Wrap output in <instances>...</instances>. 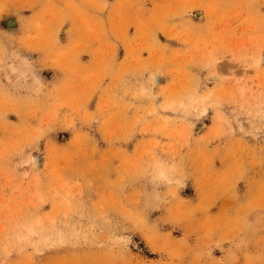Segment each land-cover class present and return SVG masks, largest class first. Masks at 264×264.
<instances>
[{"label": "rangeland", "instance_id": "rangeland-1", "mask_svg": "<svg viewBox=\"0 0 264 264\" xmlns=\"http://www.w3.org/2000/svg\"><path fill=\"white\" fill-rule=\"evenodd\" d=\"M45 3L46 37L0 38V264H264V0H120L118 72L106 2ZM8 42L73 78L43 86Z\"/></svg>", "mask_w": 264, "mask_h": 264}, {"label": "crops", "instance_id": "crops-1", "mask_svg": "<svg viewBox=\"0 0 264 264\" xmlns=\"http://www.w3.org/2000/svg\"><path fill=\"white\" fill-rule=\"evenodd\" d=\"M25 6H29V4H33V9L24 8L21 15L19 16H3L0 18V38L2 39L3 35L7 36H20L24 35L25 39H41L46 37L45 35L41 34L38 30L32 29V25L37 26L40 24V27L43 26V24L46 23V19L41 18V14L43 11L44 6H46V0H22ZM50 2H56V0H49ZM103 3L106 2L107 9L106 13L104 15V23L108 32V40L110 43L114 44V47H111L108 51L109 54V60H111L112 66L110 65V68H112L113 71H120V63L124 60L125 56L131 54L126 47H124V43L121 40L117 39L116 34L110 32L111 25H110V16H117L118 13L123 12L122 6H120V0H102ZM148 9L153 8V5H148ZM63 7V6H62ZM65 10L62 9V13ZM90 13V11H87ZM14 19L15 27L8 26V19ZM136 21V20H135ZM26 24L25 30L20 32L22 29V26ZM117 27H119L121 32L124 34V37L128 39H134L136 37V33L138 32V27L136 23L132 26H129L125 28V25H123L122 21L118 22ZM39 26V25H38ZM54 37H58L60 40V44L65 46L66 44L70 43V41L76 37V35H73L74 30L77 28V24L73 19H67V18H58V21L56 22V25L54 26ZM118 29V28H117ZM120 32V31H119ZM118 32V33H119ZM121 34V33H120ZM119 34V35H120ZM4 37V36H3ZM173 42V43H172ZM172 46H175L176 44L174 41H171ZM7 51L12 54V57L15 59L12 61V64L15 65L19 64V61L21 59H16L14 56V51H16V48L20 56L27 58L30 64L33 65L34 71H36V74L39 76V78L42 81L43 86L53 87L55 85L61 84L64 80L66 75H70L73 78V75L71 73H65L63 70L49 67L46 64L43 63V59L47 58L45 57V53L40 49L35 47V50H29L26 47H21L19 42L16 43H10L7 44ZM19 45V47H18ZM112 55V58H111ZM264 57V52H263ZM94 52L88 51L84 54H80L78 56V59L74 62L72 66H81L82 70L89 69L94 64ZM50 62V60H47ZM46 61V62H47ZM264 63V62H263ZM120 68V69H119ZM111 70V71H112ZM87 77V76H86ZM87 78H83L82 80H86ZM75 80H78L77 76L75 77ZM81 81V80H78ZM29 86H32V81L30 80L28 82ZM61 102V101H58ZM66 110V109H63ZM61 111L60 114H62ZM64 114V113H63Z\"/></svg>", "mask_w": 264, "mask_h": 264}]
</instances>
